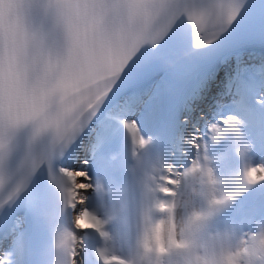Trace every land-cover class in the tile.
Masks as SVG:
<instances>
[{
	"label": "snow or ice",
	"instance_id": "6c2138e0",
	"mask_svg": "<svg viewBox=\"0 0 264 264\" xmlns=\"http://www.w3.org/2000/svg\"><path fill=\"white\" fill-rule=\"evenodd\" d=\"M115 2L122 18L112 22L109 18L113 8L104 0H75L71 4L67 37L79 68L66 72L53 87H47L39 78L31 79L30 70L26 66L18 67L16 63L10 64L0 74V225L7 222L8 213L15 212L17 206L22 209L5 233L10 245L8 252L0 255L4 264H23L26 250L24 215L49 214L43 206L45 195L32 183L42 169L47 173L48 185L55 197L49 218L55 229V264H59L61 251L68 247L69 239L83 243L79 237L64 230L62 218L66 212L77 209L82 216L98 220L97 226L85 233L97 231L101 236L105 235L104 221L87 205L98 199L103 181L116 177L118 170L104 159L105 153L111 151V145L119 141V146L114 149L136 160L138 166L143 160H160L163 169L170 168L167 183L174 184L177 174L183 175L185 170L199 166L202 153H207L212 145L219 143L224 133H233L237 141L244 138L237 127L241 123L239 119L229 122V117L221 115L202 130L193 122V111H186L181 125L182 128L190 126V130L187 135L180 132L176 137V144L179 141L187 145L180 149L183 160L169 164L163 158L165 154L175 156V147H166L160 137L145 136L140 124L147 102L153 99L161 85H166V77L177 74L181 66L192 63L202 53L215 49L222 34L237 20L240 5L236 0H178L179 6L198 22L214 18L220 22L221 26L211 33L209 39L199 35L187 39L179 32L161 36L153 28L159 10L170 6L173 0ZM34 10H41L40 0H10L7 9L0 12L6 18L11 42L21 34L25 21ZM146 79L153 80L147 88L141 86ZM117 89H121V93L110 104ZM82 90H88V95L76 102L69 99ZM56 92L61 93L60 106L50 112L49 101ZM92 97H96L95 115L88 127L96 132V136L91 139L92 148L83 164H94L99 170L96 176L90 175L85 168L63 164V154L57 161L51 152L38 150L42 138L47 136L55 138L74 131V134L78 132L79 138L85 129L79 132L69 129L68 125L77 109ZM45 114L44 124L36 127L37 121ZM102 120L108 125L107 129L102 126ZM121 128L124 136L119 134ZM246 151V147L240 149L242 158ZM203 159L208 161L209 156L205 154ZM205 171L209 177L212 176L211 168ZM157 180L145 171L146 199L155 191L152 185ZM26 187L28 192L21 198L18 194ZM106 206L103 199H99L100 212ZM104 264L128 262L120 256H104Z\"/></svg>",
	"mask_w": 264,
	"mask_h": 264
},
{
	"label": "clouds",
	"instance_id": "9594fccd",
	"mask_svg": "<svg viewBox=\"0 0 264 264\" xmlns=\"http://www.w3.org/2000/svg\"><path fill=\"white\" fill-rule=\"evenodd\" d=\"M9 2L0 0V12L7 9ZM74 2L40 0L41 10H34L30 14L15 42L10 40L6 18L0 15V74L10 64L16 63L18 67L26 66L30 70L31 79L39 78L47 87H53L66 72L78 70L79 62L67 37L70 6ZM104 2L113 8L109 22L122 18L115 0ZM220 26L215 18L198 22L179 6L178 0H173L170 6L159 10L153 28L161 36L179 32L187 39L193 35L209 39L211 33ZM85 95H88V90L78 91L69 99L76 102ZM60 97L61 93L56 92L50 98V112L60 106ZM256 99L264 107V103H261L264 93ZM95 104L96 97L82 104L73 114L68 128L83 132L95 115ZM225 116L229 117V122L239 119V128L245 123L241 116ZM46 117L47 114L42 116L36 127L42 126ZM77 136L78 132L74 134V131H69L55 138L44 137L41 141L42 152H51L52 157L59 161L62 154L65 156V150L67 152L74 146L81 147L82 142H78ZM248 136L251 145L249 153L236 168H226L221 172L209 160L205 161L201 157L199 166L185 170L183 175L177 174L174 184L167 183L170 168L162 170L157 182L152 185L155 191L139 218V255L131 259L119 251L112 252L109 221L99 209L93 210L104 221L105 235L87 231L95 234L100 243L94 245L91 253L86 255L88 248L81 233L94 227L82 224V218L86 215L82 216L79 210L66 212L62 218L64 230L79 237L83 243L69 239L68 247L61 251L59 264H104V256L111 255L122 257L128 264H264V205L243 202L249 192L264 189V158L259 161L256 159L257 154L264 153V136L259 139L251 137L249 133ZM206 168L213 170L211 177L207 175ZM27 192L26 187L18 195L22 198ZM43 206L48 210V215H30L48 229L53 248V258L48 264H55V229L49 218L52 209L46 198ZM95 223L97 225L98 220ZM131 223L135 226L134 216ZM6 252L8 249L0 247V255ZM0 264H4V260H0Z\"/></svg>",
	"mask_w": 264,
	"mask_h": 264
},
{
	"label": "bare ground",
	"instance_id": "6f19581e",
	"mask_svg": "<svg viewBox=\"0 0 264 264\" xmlns=\"http://www.w3.org/2000/svg\"><path fill=\"white\" fill-rule=\"evenodd\" d=\"M190 102L193 103L192 106H195V103H194L195 100H194V99H191ZM199 108H200V107H198V106L194 107L193 112H197V110H198ZM192 109H193V108H192ZM194 119H195V118H194ZM144 124H145V123H144ZM144 124H142L141 127H144V126H145ZM187 129H188V131H189V130H190V126H189ZM187 134H188V132L186 133V135H187ZM184 147H187V145L180 146V149H181V148H184ZM180 149H179V151H180ZM246 156H247V155L244 156V159L246 158ZM202 157H203V156H202ZM184 162H185V163L187 162L186 159L184 160ZM211 165H212L213 167H215V165H214L213 162L211 163ZM69 166H76V167H82V168H85V169H87V170L89 171V174L93 176L92 168H91V166H89V165H84V164L81 165V164H80V165L78 166L77 163H73V164H71V165H69ZM99 199H103V201L105 202V204L108 205V202H109V199H110V193H109V191H108L107 189H105L104 186H103V190L98 194V199L90 201L88 205H90L92 209H98ZM106 208H107V206H106V207L102 210V212H101L102 215H103L104 217H105L104 214H105ZM82 224H83L85 227H89V226H91V227H96V226H97L96 223H95V220H94L91 216H87V215H86L85 217L82 218ZM108 227H109V230H110V233H111V241H110V244H111V250H112V252L114 253V251H115V246H114V226H113L111 223H109V224H108ZM81 234H83V233H81ZM93 235H94V237H95V239H96V243H97V244L100 243V241L98 240V237H97L95 234H93ZM139 252H140V249H139V247H138L137 249H134V250H131V251L127 252V254H128L129 258L131 259V258H133V257H135V256H138V255H139Z\"/></svg>",
	"mask_w": 264,
	"mask_h": 264
},
{
	"label": "rangeland",
	"instance_id": "374dc122",
	"mask_svg": "<svg viewBox=\"0 0 264 264\" xmlns=\"http://www.w3.org/2000/svg\"><path fill=\"white\" fill-rule=\"evenodd\" d=\"M199 109L197 110V112H194V120H193V122L195 121V124L199 127V124H203V127L205 128V126H207L208 125V122L207 121H205V120H207V117H206V114H205V106L204 105H199ZM200 128V127H199ZM203 128V129H204ZM77 165L79 166L80 164L79 163H77ZM82 165V164H81ZM89 204V203H88ZM89 208H91V206L90 205H87Z\"/></svg>",
	"mask_w": 264,
	"mask_h": 264
}]
</instances>
